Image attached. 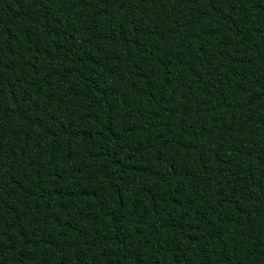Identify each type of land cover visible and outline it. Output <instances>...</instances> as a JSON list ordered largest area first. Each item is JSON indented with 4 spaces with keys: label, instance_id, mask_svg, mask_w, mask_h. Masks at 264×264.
I'll list each match as a JSON object with an SVG mask.
<instances>
[{
    "label": "trees",
    "instance_id": "1",
    "mask_svg": "<svg viewBox=\"0 0 264 264\" xmlns=\"http://www.w3.org/2000/svg\"><path fill=\"white\" fill-rule=\"evenodd\" d=\"M0 264H264V0H0Z\"/></svg>",
    "mask_w": 264,
    "mask_h": 264
}]
</instances>
